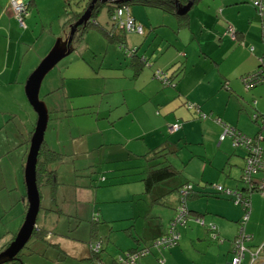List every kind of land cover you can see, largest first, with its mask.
<instances>
[{
    "label": "crops",
    "instance_id": "crops-1",
    "mask_svg": "<svg viewBox=\"0 0 264 264\" xmlns=\"http://www.w3.org/2000/svg\"><path fill=\"white\" fill-rule=\"evenodd\" d=\"M23 1L29 5L28 16L25 19L26 26L24 28L20 26L18 20L15 18L10 6V0H0V252L4 250L9 243L11 244L12 239L16 237L25 221L28 210L27 189L25 184V167L28 152L26 150H22L21 148L25 145L31 144L38 116L27 99L25 92L26 83L32 73L52 50L55 45L56 38H65L70 32L69 26L66 25L67 16L65 14V10H63L64 15H62L65 17L59 18V32H54V26L52 23L49 25L48 20H46L44 18V14H42V12L48 10L50 6H58V3H61V0H55V2L54 0ZM129 11L131 16L134 18L133 7H131V9L129 8ZM189 14L185 15L187 17L182 16L185 17L184 25L181 24V21L177 17L178 27L187 31L194 28L193 37L198 40L199 46L196 43H194L195 47H192L193 44L179 45L176 51L173 50V54L169 56L165 63L162 60H158L157 64L156 61L153 62L149 59L151 64L147 61L148 64L144 66L136 59H131V61H129L124 57V60L122 61L118 56V58L114 60L115 62L111 63V66H116L118 68V72H122L121 68L124 69L122 74L116 72L117 74H114L112 79L109 77L110 74H104L103 65L100 71L95 75L90 71L89 66L81 60L73 62L69 65L68 68L70 73L68 72L65 75L63 70H61L59 76L61 81H57V87L49 86V91H47V94H45L44 97V102H47L49 105L50 119L53 118L51 117L52 114L59 113L61 116L67 115V118H70L78 115V110H87L88 108L98 106L99 103H101V106L104 105L105 109L110 111V118L111 113L115 109L119 110L120 107H124L123 114L125 115L127 112L131 113L142 106L148 107V113H152L150 116L152 119H154L153 115L159 118L161 117L160 110L169 114V112H171L168 104L170 100L172 104H175L174 101L177 102L178 99H182L183 97H187V101L190 102V98L183 92L176 93L171 89L165 88V86H163V88L157 82L158 80L155 79V75L158 71L164 72L170 70L171 66L177 65L183 58L186 61L189 59V62L193 61L196 65V70L199 68L196 78L201 75H209V77H206L202 83H198L199 88L209 89L213 95L219 93L221 88H224L226 94L229 95V100L231 101L232 99H235L238 103H240V110H243L247 115H249L248 110H244L246 102H252L250 105L252 115L256 112L264 114V84L256 89L247 91L242 81V78L245 75L258 71L260 68V59L264 56V39L262 35L264 20L252 7V0H201L193 5ZM109 16L108 9V14H103V19H101L100 22L98 19L96 20V22L105 30H109V26L106 25L108 19L110 20ZM137 23L141 24L139 21H137ZM160 24L161 25L158 26H154L152 24L150 25L153 30H156L159 26H165L168 23L164 20ZM40 25H42V28H40ZM230 27L235 28L237 31L239 35L238 40L234 41L229 38L228 29ZM92 30H90L84 37L83 41L78 43L79 45L85 43L87 39H92L93 35V37H95L93 39L99 41L100 43H104L109 46L112 45L114 47L115 45L116 47L118 46L117 43H111L99 31L94 30L96 32L91 33ZM150 33L151 31L149 34ZM138 36L144 37L141 42L146 43L150 40V37L146 34V32L144 35ZM124 40L126 43L125 46L129 45L126 34L124 35ZM161 41H164V39H161ZM153 43H157L156 40H154ZM154 44L150 42V46ZM76 46L74 47L75 51ZM173 46L176 47V45H170L169 48H165L164 52L168 53L171 48L173 49ZM198 47H200L203 53H206L209 61H205L202 55H198ZM191 48L195 50V56L193 58L189 52ZM130 50L131 49L128 51ZM181 64L184 63L182 62ZM226 64L228 65L226 66ZM147 66L150 68H147ZM224 67L226 69H224ZM183 68L184 67H180L172 74L173 76H168L172 83H174L173 79ZM181 76V80L178 82L179 84H176L175 87H180L183 84L182 80L185 77V73ZM196 78L193 76L192 80ZM99 80H118L132 83V87L126 86L123 87V89H120V85L115 87L117 91H129L131 99H127L126 96L118 94L119 97L123 98V101H121V103L117 106H112L109 103L104 104L97 99H95L94 102L91 99L79 101L73 99L74 95L76 96L78 92L80 94H89V96L94 95V93L109 92L107 86L102 87L101 85L103 84H101ZM89 81H92L93 85H91V82ZM52 86H54V84H52ZM148 86V91H146ZM156 86L157 88H154ZM88 89L93 93H89L87 91ZM136 91L138 93L145 94V103L132 108V104L134 105L136 102L135 95H133ZM237 98H240L241 101H238ZM200 110L202 112V108ZM213 113L214 112H212V114ZM22 114H26L24 117L25 119L29 118L30 120H36L32 131H30L29 125L26 126V129L28 130V141L23 140L27 139L20 130L23 128L20 124V122H23V117L21 116ZM240 115L241 111L237 116L238 120L235 128L238 132L244 135L248 134V137L250 138L261 134L264 138V130L261 129V126L260 129L258 128L259 130L253 127L252 131L247 129L244 131V127H241ZM131 116L132 114L129 118H127L128 121ZM176 116L177 115H170L164 119L160 128L162 129L166 126V122L170 123V125L179 124L176 118L178 116H184V113H179V115L177 117ZM100 117L101 116H99V118ZM117 118L118 117H112L111 120L116 121ZM233 120L232 124H234ZM254 124L256 125L255 122ZM54 125L56 126L57 122H52L51 126L53 128L55 127ZM215 125H217V135L220 136L222 129L220 125ZM11 127L15 130H12ZM202 127H205V124H203ZM239 128H241V130ZM187 132L188 130L183 128V134H187ZM53 133L54 132L52 131L51 138L48 140H46L47 132L45 136V142L48 144L49 150L62 154V159L64 157H69L70 155L68 152L65 153L62 149H60V151L57 149L53 139ZM153 134L154 132L150 133V135ZM147 137L148 136H146V134L141 136V138L144 139H147ZM161 137L162 140L165 139L162 134ZM153 139L155 141V145L147 147L146 150L149 151L143 156H146L153 150H161L158 148H161L160 144L162 143L157 142V136L154 135ZM262 145L264 147V141ZM175 147L177 148V146ZM235 150H237V153L240 151V154L245 157L244 153L246 154V151L244 149L241 150L240 148H235ZM231 156L235 157V154H232ZM223 157H225V155H223ZM157 161L158 160L154 161L152 164L156 165L158 163ZM210 164L213 165V167L215 166L218 168L213 169L211 166V170H219V172H222L226 178H228L224 180L226 188L232 190H241L243 188V186L240 188L238 184H241L240 179L245 163L242 167H239V164H235L239 168L238 171L233 170L231 157L228 158L226 165L223 163L216 165L213 161H211ZM147 166L146 162L144 167ZM116 167L117 166H113L110 169H114ZM210 168L206 167L205 173L209 172L208 169ZM209 178L210 177L205 174L201 180L202 182H207V184H209ZM202 182L198 188L194 187V191L199 195V198H195V200L192 201L193 203L189 206L192 210L198 211L199 215H204L200 212V210L204 207V203L199 202V200L202 198L212 199V197L204 196L205 194L213 195L211 190L208 188H202ZM178 187H180V185L170 182L165 190ZM143 193L131 192L126 196V199H122L128 200L125 202L131 203V205H129L130 208L124 209V212H122L123 209H119L117 206L112 205V213L101 218L104 225L100 228H98V225L101 223H93L91 235L98 236L97 232L99 233L101 230L106 237L108 236L107 239H105L109 243L108 251L110 254L108 255V258L110 257V259H113L112 264H114L115 258L117 259V257L123 256L126 251L150 245L151 242L162 236V234L167 231L169 223L174 216L177 195L170 199L167 204L168 207H160L157 205L151 206L148 200L145 201L146 203L143 202L142 204H137L135 202L136 197L143 196ZM255 195H257V198ZM255 195L251 197L252 206H254V201L262 202V199L264 204V196L259 194ZM115 203L116 201L111 202V204ZM259 205L261 204L258 203V206ZM96 209L97 208L93 209V213H95ZM47 210H51L53 212L48 215L45 213L44 216L46 218H49L51 214H57L53 209H46L45 212ZM258 210L259 209H257V211ZM229 211L223 209V211H221L222 213L217 216L215 215L211 219L206 218V220L211 221L210 223L217 226L222 242L218 243L212 241L210 235L205 229L202 230L196 223H191L192 226L190 229L188 227L180 229L182 238L179 246L167 251L154 249L152 251V255L142 260L139 264H230L234 256V241L238 234L239 222L242 220V211H235L233 208L232 211ZM206 214H208V211H206ZM254 214L255 211L253 209L252 216L246 230L249 232V234H247L252 237L251 246L256 247L264 243V210L262 212H257L256 219L253 218ZM204 217H206V215H204ZM39 228L41 227L38 226V229ZM48 232L50 233L51 245L58 246V248L60 246V249L66 259H72L75 261L79 260L78 258H81L80 261L84 262V260H90L89 264H94L93 259H89L91 258V255L90 252L84 248V244L82 249L69 248L76 253L71 255L70 251L63 245L65 239H62L63 241L59 240L58 242H55L53 240L54 233L51 231ZM133 242H135V244ZM37 245L38 244H35L31 247L35 253H40L41 251H45L46 253L48 252L49 247L37 249ZM190 248L195 252L196 256L192 254ZM186 249L190 250V253L186 254ZM212 249L216 250L217 255L207 259L206 255L209 252H212ZM54 251H57V249L55 248ZM96 257L100 259L103 264H108V262H106L100 254ZM66 259H64V261H66Z\"/></svg>",
    "mask_w": 264,
    "mask_h": 264
},
{
    "label": "rangeland",
    "instance_id": "rangeland-1",
    "mask_svg": "<svg viewBox=\"0 0 264 264\" xmlns=\"http://www.w3.org/2000/svg\"><path fill=\"white\" fill-rule=\"evenodd\" d=\"M71 6L73 11H75L76 5L71 4ZM65 8L66 3L64 0H61V3L59 2L58 6H50L48 10L42 12L44 18L48 20L49 25L52 23L54 26V32L60 31L59 18L65 17L62 16L64 15L63 10L66 11ZM133 13L134 19L139 21L145 29L147 28L146 34L149 35L151 40L149 41L152 44H154V40L157 42L150 46L149 41L146 43L141 42L144 37L125 32L129 43V45L126 46L128 48L127 51L129 49H138V55L141 60L137 61L141 64L144 60L146 62L148 61L149 64H151L150 60L153 62L156 61L157 64L158 60H162L165 63L169 56L173 54V50L176 51L179 45L193 44L192 47H195L194 43H196L199 46L198 40L193 37L194 28L189 31L180 29L175 15L164 14L161 10L143 7L141 5L133 6ZM103 14H108V7L103 6L101 8L97 18L99 22L103 19ZM164 20H166L168 24L165 26H159L156 30H153L150 24L158 26L161 25L160 23ZM106 25L109 26V30H111L109 19L106 22ZM40 28H42V25H40ZM150 31L151 33L149 34ZM93 32L96 31L92 30L91 33ZM59 38L60 37H57L56 41ZM93 38L95 37L92 35V39H87V41L81 45L78 44L79 46H76V51L63 59L55 69L46 76L40 92V99L42 101L45 100L44 97L45 94H47V91H49V86L57 87V81H61L59 78L60 71L63 70L66 75L69 72V65L73 62L79 60L84 61L86 65L89 66L90 71L95 75L100 71L103 65L104 74H110L109 77L112 79L113 75L117 74L116 72H118V68L116 66H111V63L115 62L114 60L118 58V56L122 61L124 60V57L131 61L129 58H131L132 55H129L128 53L127 57L125 49L120 51V48L118 46L116 47V45L115 47L112 45H105ZM161 39H164V41H161ZM170 45H176V47L173 46V49L171 48L168 53L164 52L165 48H169ZM197 51L199 52L198 55H202L205 61H209L206 53H203L200 47L197 48ZM189 52L193 58L195 56V50L191 48ZM182 62L184 64H181ZM227 65L228 64H226V66ZM180 67H184L182 74L185 73V77L182 80L183 84L180 87L174 86L179 84L178 82L181 80L180 77H182V74H178L173 79L174 83L172 85H164L162 80L157 77H155V79L158 80L157 82L162 87L165 86V88L171 89L176 93L183 92L185 95H188L190 102L187 101V97L178 99L177 102L174 101L175 104H172L170 100L168 104L171 112L166 114V112L160 110V118L153 115L154 119H152L150 117L152 113H148L149 108L145 106H142L131 113L127 112L126 115L123 114L124 107H120L119 110L115 109L111 113V118L118 117L115 121L111 120L109 117L110 111L105 109L104 105L101 106V103H99L96 107H91L87 110H78V115L73 117L49 122L46 140L51 138V132L53 131V139L57 149L59 151L62 149L65 153L68 152L70 156L64 157L62 161L55 162L51 165V168L56 172L55 181H58L59 183L57 191L54 194L56 195V199L54 202L52 201L53 192L51 187L41 188L40 195L42 211L37 224L41 228L44 227L46 230L53 232L54 236H52L54 237L53 240L55 242H58L59 240L63 241L62 239H65L63 245L70 251L71 255L76 253L70 249H82L84 244V248L90 252L91 258L89 259H93L94 264H102L100 259L96 257L93 249L94 246L100 244L103 247L100 252L102 258L108 262V264L113 263V259H110V257L108 258V255L110 254L108 251L109 243L106 240L108 236L106 237L101 230L99 233L97 232L98 236L91 235L93 223H101L98 225V228H100L104 225L101 218L112 213V205L117 206L119 209H123L122 212H124V209L130 208L129 205H131V203L125 202L128 200L122 199H126V196L131 192H144L145 188L142 180L147 167H144L146 159L141 156L148 153L149 150H146L147 147L155 145L153 139L154 135L157 136V142L162 143L160 144L161 148L158 149L165 148L166 146H177L178 151L175 155L170 154L169 151H167L166 153L169 154L166 157H162L157 162L163 163L166 161L164 165L172 164L180 170L181 175L177 176L174 179L175 181H173L178 185H181L184 182H189L190 185L198 188L202 182L201 178L206 174L210 177L208 180L209 184H207V182H202V188L206 187L211 190V193L215 194L213 187L222 186L226 188L224 180L228 178H226L222 172H219V170H211V166L213 169H218L210 164L211 161L216 165L222 163L226 165L228 158L231 157L233 163L232 168L237 171L239 168L235 164H239V167H242L245 163V157L240 154V151L238 153L236 152L237 150H235L233 146V139L227 137L224 141L221 140V136L225 133L224 124L233 130L236 128V122L238 120L237 116L240 111L241 127H244V131L245 129L252 131L253 127L260 129L263 120L259 118L260 126L254 124V115L258 114L257 112L253 115L251 114L250 105L252 102H246L244 105V110L247 109L249 113V115H247L243 110H240V103L235 99H232L231 101L229 100V95L226 94L224 88H221V91L219 90V93L214 95L211 94L209 89L199 88L198 83H202L206 77H209V75H201L196 78L199 68L196 70L195 63L193 61L189 62V59L186 61L183 58L177 65L171 66L170 70L164 71L163 73L167 77L170 75L173 76L172 74ZM147 68L150 67L147 66ZM121 69L123 72L124 68ZM224 69L226 68L224 67ZM122 72L119 71L118 73L122 74ZM193 76L196 79L192 80ZM168 79L170 78H167V80ZM99 81L103 84L101 85L102 87L107 86L109 92L106 93L108 94L101 92L89 96V94H80L78 92L76 96L74 95L73 99L77 101L91 99L93 102L97 99L104 104L109 103L112 106H117L123 101V98L119 97L118 94H122L126 96L127 99H131L129 91H117L115 87L118 85H120V89H123V87L126 86L132 87V83L118 80ZM89 82L93 85L92 81ZM52 84H54V86H52ZM148 88L149 86L146 91H148ZM154 88H157V86ZM87 91L93 93L90 92L89 89ZM133 95H135L136 102L134 105L132 104V108L145 103V94L136 91ZM237 100L241 101L240 98H237ZM46 104L49 108L47 102ZM201 108L202 112L209 117L205 121L200 119L201 114L199 111ZM212 112L214 113L212 114ZM179 113H184V116H178ZM131 114L132 116L128 121L127 118H129ZM98 115L101 117L99 118ZM170 115L178 116H176V120L182 131L180 129L179 132L176 131L172 133L170 129L173 125H170L168 122H166V126L162 129L160 128L162 121ZM21 116L23 117V122H20V124L23 128L20 130L27 139L23 140L28 141V130L26 129V126L29 125L30 131H32L36 120H30L29 118L25 119L24 117L26 114H22ZM60 116L61 114H52L51 117L55 119ZM217 120H221L224 123L223 125H220L222 129L220 136L217 135L218 130L216 129L217 125H215L218 123ZM232 120L234 124H232ZM52 122H57V125H54V128L51 126ZM203 124H205V127H202ZM183 128L188 130L187 134H183ZM11 129L15 130L13 127H11ZM159 129L160 133L165 137L164 140H162ZM239 129L241 130V128ZM151 132H154V134L150 135ZM144 134L148 136L147 139L141 138ZM245 135L249 136L248 134ZM21 149L28 152V157L30 145H25ZM240 149L242 150L244 147H241ZM232 154H235V157H232ZM223 155H225V157H223ZM244 155L246 154L244 153ZM113 166L117 167L110 169ZM206 167L210 168L207 173H205ZM238 185L240 188L242 187L241 184ZM173 196H175V194H173L172 197ZM255 196L257 198V195ZM147 200L148 198L143 195L137 196L135 202L137 204H142ZM112 201H116V203L111 204ZM199 202L204 203V207L200 210L202 214L206 215V217L203 218L204 220H206V218L211 219L215 215L217 216L222 213L221 211H223V209H226V211H232V208L235 211L241 210V217L243 218V208L235 207L234 203L226 197L219 196V198H215L212 196V199L202 198ZM257 202L261 205L258 206ZM192 203V201H189V205ZM263 205V199L262 202L254 201V206L252 208V212L253 209L255 211V214L253 215L254 219H256L258 211L262 212L264 210ZM94 208H97L95 213H93ZM46 209L57 210L58 214H51L49 218H46L44 216ZM257 209L259 210L257 211ZM206 211H208V214H206ZM210 222L211 221L206 220L207 225L213 224ZM191 226L192 225L190 224V227L188 228L190 229ZM200 228L202 230L204 229L201 226ZM247 233L249 234L248 230H246V234ZM133 243L135 244V242ZM36 247H38L37 249L46 248V246L42 244H39ZM54 249V247H50L47 253L41 251L35 255L27 256L26 254L29 252V249L27 248L23 253V255H25L23 264H89L90 260H84L83 262L80 261L81 258H78L79 260L75 261L72 259H66L60 246L59 248H56L57 251H54ZM186 250V254L190 253L191 250L192 254L196 256L191 248L190 250ZM212 250V252H209L206 255L207 259L217 255L216 250ZM44 253H46L45 256H42ZM64 259H66V261H64ZM248 260L249 257H247V261Z\"/></svg>",
    "mask_w": 264,
    "mask_h": 264
},
{
    "label": "trees",
    "instance_id": "trees-1",
    "mask_svg": "<svg viewBox=\"0 0 264 264\" xmlns=\"http://www.w3.org/2000/svg\"><path fill=\"white\" fill-rule=\"evenodd\" d=\"M66 3V11L65 14L67 16V26H69V28L74 25L76 22H78L80 20V18L84 15V13L86 12V10L92 6L93 1L94 0H64ZM181 4V6H185L188 3H192L193 5L198 3L201 0H178ZM25 2V1H24ZM71 4L76 5V10L73 11ZM28 5V4H27ZM135 5H141L143 7H148V8H154V9H158L163 11L164 13L170 14V15H175L176 17L179 18V20L181 21V24L184 25L185 22V17L179 16L177 14V7L175 5V0H97V2L94 4V7L92 9V14H91V20L78 28V31L76 33L75 36V40H74V45L73 47H75L79 42L83 41L84 37L89 33L90 30L94 29L96 31L101 32L104 37L106 39H108L111 43H117L120 50L123 51L125 49L126 51V55L128 57V51H127V47L125 46V40H124V35L126 34L124 30H118L115 29V22H114V15L116 13V11L120 8H124V7H129L131 9V7L135 6ZM103 6L108 7L109 9V18H110V23H111V30H105L104 28H102L97 22V18H98V14L101 10V8ZM252 7L259 13V9L255 6V0H252ZM28 11H29V5H28ZM261 17V16H260ZM264 20V16L261 17ZM136 21V20H135ZM137 23V21H136ZM139 24V23H137ZM142 26V24H139ZM145 32L146 29L145 27H143ZM131 34H136V33H131ZM262 35H263V39H264V34L262 31ZM75 51V48H74ZM131 51V50H130ZM132 60H141V58L138 57V49H136L135 53L131 56ZM148 63L144 60L142 61V65H147ZM183 69L180 70V72L178 74H182ZM255 74L258 76V83H256L255 85H253L250 89H246L247 91L253 90L258 88L259 86L264 84V56L260 59V68L258 69V71L245 75L249 76ZM156 77V75H155ZM243 77V78H244ZM169 78V77H168ZM242 78V80H243ZM169 83L167 85H172L173 83L171 82L170 79ZM176 86V85H175ZM174 86V87H175ZM60 114V113H59ZM200 114L205 115L204 113L201 112L200 110ZM258 115H254V122L256 124H259V118H261L263 120V123L261 125V129L264 130V114H260L257 113ZM207 118L206 119H202L201 115H200V119L201 120H207L209 117L207 115H205ZM67 118L66 116H60V117H56L51 118V120H62ZM217 124L218 125H223L224 123L221 120H217ZM179 125V124H177ZM237 133L241 134L242 136H245L247 140H251V148H246L245 146H239V147H235L234 146V140H233V146L234 148L238 149L241 147H244L245 151H246V155H245V164H246V159L251 155V150L254 148H258L260 151H262L264 153V147H263V141L264 138L262 137L261 134L250 138L240 132H238L236 129H234ZM171 131V130H170ZM222 137V136H221ZM225 141V140H224ZM167 151H169L170 154H176L177 153V148L175 146H166L165 148L161 149L160 151L158 150H153L152 152H150L149 154H147L146 156H142V158L146 159L147 162V171H145V175L144 178L142 180V183L144 184V196H146L148 198V201L150 202V205H157L160 207H168V202L170 201V199L172 198V195L175 194L177 195V202H176V207L174 209V215L173 216L171 222L169 223V226L167 228V231L162 234V236H160L159 238L155 239L153 242L150 243V245H146L143 247H139L137 249L134 250H129L127 252H125V254L123 256L117 257V259H114V264H139L142 262V260H144L145 258H147L148 256L152 255V251L154 249L157 250H171L176 248L177 246L180 245V241H181V233H180V229L182 228H187L190 226L191 223H196L197 225L203 227L206 232L210 235L212 241L215 242H222V239L219 236V230L217 228V226L215 225H207L206 221L203 219L204 215H199V213L196 210H192L189 206V201H193L195 200V198H199V195L194 191V187L192 185H190V183L188 182H184L183 184L180 185V187L178 188H171L170 190H165V188L170 184V182H173L174 179L181 175V172L174 167L172 164H167L164 165V163L166 161H164L163 163H157L156 165L152 164L154 163V161L156 160H160L162 157H166L168 154L166 153ZM62 161V154L54 152L49 150L48 144L46 142L43 143L41 151H40V155H39V160H38V166H37V180H38V187L39 190H41V188L44 187H51V190L53 192V196H52V201L54 202L56 199V195H54L57 191V186L59 185L58 181H55V174L56 172L51 169V165L55 162H59ZM244 164V167H245ZM244 167H243V171H244ZM243 171H242V176L240 179V183L242 184L243 188L241 190H232V189H228V188H224L222 186H214L213 190L215 191V194L212 193L213 195H204V196H208V197H212L214 196L215 198H219V196H223L226 197L228 200L232 201L234 203L235 206L237 207H242L244 214L247 211L245 204L241 202L240 204L237 203V200H235L234 194L233 193H238L241 194L242 196H244L245 198H249L248 203H249V207L248 210L251 211V215H250V219L252 216V201H251V197L255 194H259L261 196H264V190L263 192L259 189V184L262 180H264V173H260L258 174L254 179H255V183L257 184L256 188L254 189H250L247 188L244 184V182L242 181L243 178ZM192 187L191 191L189 192L188 195L183 196L181 194L182 189H184L185 187ZM221 187L222 188V192L218 191V188ZM167 191V192H166ZM233 192L232 194H228L227 192ZM174 197V196H173ZM184 209V210H183ZM53 211L51 210H47L45 213H47V215L49 213H52ZM55 213L58 214V212L56 210H54ZM184 213V214H183ZM182 214V217H180V215ZM178 218H181L178 221ZM250 221V220H249ZM241 222V221H240ZM239 222V224H240ZM249 223V222H248ZM248 225V224H247ZM215 227V230H213V228ZM247 228V226H246ZM239 229H240V225L238 227V234L237 237L239 235ZM50 233L44 229V228H39L38 230H36L34 232V235L30 241V243L27 245V247L22 251V253L17 257V260L14 261L13 263L10 264H23L25 255H23L24 251L28 248L30 249L29 252L26 254L27 256L33 255L35 252L34 250L31 249L32 246H34L35 244H42L46 247H54V248H58V246H53L51 245V238H50ZM216 237H215V236ZM175 240V237H177ZM249 236V235H248ZM234 241V245L236 242V239ZM14 239H12L13 241ZM161 240H166L167 243L165 245H158V243ZM252 243V237L249 236V241L246 242V246L247 249L251 252H256L260 249V247L262 245L259 246H251ZM10 244V243H9ZM9 244L4 248V250L6 248H8ZM30 245V246H29ZM102 246L100 247L99 251L97 253H95L96 256H99L100 252L102 251ZM2 250V251H4ZM1 251V252H2ZM0 252V253H1ZM136 253L138 258L135 260L134 263L128 262L127 256L130 254H134ZM37 254V253H35ZM262 257H264V251L261 252ZM42 256H45V254H42ZM234 257V256H233ZM103 264V263H102ZM245 264H247L245 262Z\"/></svg>",
    "mask_w": 264,
    "mask_h": 264
},
{
    "label": "water",
    "instance_id": "water-1",
    "mask_svg": "<svg viewBox=\"0 0 264 264\" xmlns=\"http://www.w3.org/2000/svg\"><path fill=\"white\" fill-rule=\"evenodd\" d=\"M96 2L97 0H94L92 6L86 10L80 20L70 27V32L67 37L57 39L52 50L32 73L26 83L25 92L27 99L38 116L25 167L28 210L25 221L18 234L8 248L0 253V264H10L16 261L17 257L30 243L34 232L38 230L37 222L41 211V195L37 180V166L40 151L45 142L46 132L51 120L46 102L40 99L41 87L46 76L53 71L63 59L74 52L73 45L78 28L91 20L92 9ZM175 5L179 16L189 14L193 7L191 2L185 6H181L178 0H175Z\"/></svg>",
    "mask_w": 264,
    "mask_h": 264
},
{
    "label": "built area",
    "instance_id": "built-area-1",
    "mask_svg": "<svg viewBox=\"0 0 264 264\" xmlns=\"http://www.w3.org/2000/svg\"><path fill=\"white\" fill-rule=\"evenodd\" d=\"M10 6L11 9L15 15V18L18 20L20 26L24 28L25 25V19L28 16V5L23 0H10ZM255 6L259 9V16H264V0H255ZM125 17V18H124ZM114 22L116 24L115 29L118 30H124L128 33H136L138 35H144L145 30L143 26L136 23L134 18L131 16L129 8L124 7L120 8L116 11L114 15ZM264 30V27H263ZM264 34V33H263ZM228 35L229 37L236 41L238 40V33L235 30V28L230 27L228 29ZM136 50L128 51L129 55H133ZM156 77L163 81L164 85H167L169 83V80H167V76L163 73L158 71L156 73ZM167 77V78H166ZM258 76L255 74L246 76L243 78V84L246 89H250L253 85L258 83ZM200 113V111H199ZM202 119H206L207 117L203 114H201ZM225 127V133L221 137V140L226 139L227 137H231L234 140V146H245L246 148H251V140H247L245 136H242L241 134L237 133L235 130L229 128L224 124ZM180 129L179 125H173V127L170 129L171 132H176ZM251 155L246 159V164L243 171V178L242 181L244 182L245 186L250 189H254L256 187V181L255 177L260 174L264 173V153L260 151L258 148H254L251 150ZM192 187H185L182 189L181 194L183 196H186L191 191ZM259 189L263 192L264 190V180H262L259 184ZM218 191L222 192V188L219 187ZM227 192V191H226ZM228 194H232L233 192L228 191ZM235 200H237V203H246L245 207L247 211L245 212V215L243 216L241 222H240V229H239V235L236 239L235 245H234V257L230 264H264V257H262L261 252L264 251V244L260 247V249L256 252H251L247 249L246 242L249 241V236L246 234V226L250 220L251 211L248 210L249 198H245L241 194L233 193ZM184 210V209H183ZM184 214V213H183ZM182 217V214L180 215ZM181 218H178V221ZM215 230V227L213 228ZM215 236V235H214ZM216 237V236H215ZM177 237H175L176 240ZM167 243L166 240H161L158 245H165ZM101 245L94 246V252L97 253L100 249ZM247 257H249V260L247 261ZM138 258L137 254H130L127 256L128 262L134 263L135 260Z\"/></svg>",
    "mask_w": 264,
    "mask_h": 264
}]
</instances>
